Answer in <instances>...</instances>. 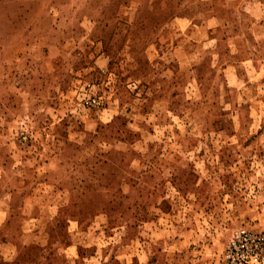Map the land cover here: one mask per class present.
<instances>
[{
    "label": "rangeland",
    "instance_id": "obj_1",
    "mask_svg": "<svg viewBox=\"0 0 264 264\" xmlns=\"http://www.w3.org/2000/svg\"><path fill=\"white\" fill-rule=\"evenodd\" d=\"M240 227L264 0H0V264H223Z\"/></svg>",
    "mask_w": 264,
    "mask_h": 264
},
{
    "label": "built area",
    "instance_id": "obj_2",
    "mask_svg": "<svg viewBox=\"0 0 264 264\" xmlns=\"http://www.w3.org/2000/svg\"><path fill=\"white\" fill-rule=\"evenodd\" d=\"M95 107L98 99L84 102ZM223 264H264V232L252 228L235 229L225 243L222 252Z\"/></svg>",
    "mask_w": 264,
    "mask_h": 264
}]
</instances>
